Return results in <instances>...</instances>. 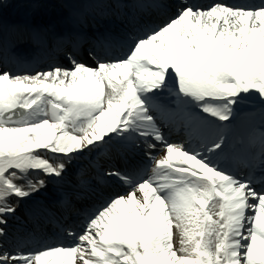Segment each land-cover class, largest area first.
<instances>
[{
    "label": "snow or ice",
    "instance_id": "1",
    "mask_svg": "<svg viewBox=\"0 0 264 264\" xmlns=\"http://www.w3.org/2000/svg\"><path fill=\"white\" fill-rule=\"evenodd\" d=\"M0 264H264V0H0Z\"/></svg>",
    "mask_w": 264,
    "mask_h": 264
}]
</instances>
